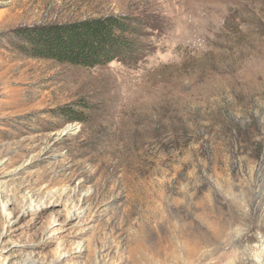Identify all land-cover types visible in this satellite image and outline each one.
I'll return each instance as SVG.
<instances>
[{
  "label": "rangeland",
  "instance_id": "1",
  "mask_svg": "<svg viewBox=\"0 0 264 264\" xmlns=\"http://www.w3.org/2000/svg\"><path fill=\"white\" fill-rule=\"evenodd\" d=\"M129 19L133 53L35 56ZM264 264V0H0V264Z\"/></svg>",
  "mask_w": 264,
  "mask_h": 264
},
{
  "label": "trees",
  "instance_id": "2",
  "mask_svg": "<svg viewBox=\"0 0 264 264\" xmlns=\"http://www.w3.org/2000/svg\"><path fill=\"white\" fill-rule=\"evenodd\" d=\"M129 19L106 17L66 26H44L23 35L37 57L92 68L119 61L133 53Z\"/></svg>",
  "mask_w": 264,
  "mask_h": 264
},
{
  "label": "bare ground",
  "instance_id": "3",
  "mask_svg": "<svg viewBox=\"0 0 264 264\" xmlns=\"http://www.w3.org/2000/svg\"><path fill=\"white\" fill-rule=\"evenodd\" d=\"M21 264H36V263L32 260H24L21 262Z\"/></svg>",
  "mask_w": 264,
  "mask_h": 264
}]
</instances>
